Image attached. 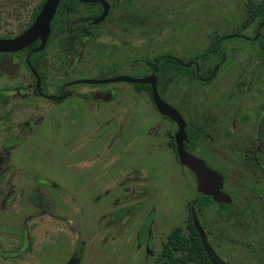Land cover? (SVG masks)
<instances>
[{
    "label": "rangeland",
    "instance_id": "obj_1",
    "mask_svg": "<svg viewBox=\"0 0 264 264\" xmlns=\"http://www.w3.org/2000/svg\"><path fill=\"white\" fill-rule=\"evenodd\" d=\"M39 2L0 0V38L24 28ZM245 3L137 0L123 4L118 7V36L113 33L112 39H105L102 53L91 56L82 51L69 64L58 50L59 37H50L40 56L46 91L53 93L65 81L96 74L147 76L152 61L161 55L182 62L205 57L200 62L204 67L211 63L218 67L220 63L213 64L217 57L205 54L212 38L251 37L257 26L253 22L240 29ZM122 16L141 19L143 25L120 24ZM222 44L227 62L210 84L189 85L188 108L215 102L238 119L246 117L244 123L228 126L229 121L215 129L216 143L196 151L224 175L223 189L241 226L214 221L217 206L198 199L193 176L178 166L168 145L176 127L158 116L147 90L124 82L107 84L100 89L112 91L115 98L89 103L78 99L79 93L87 94L95 87L76 85L75 96L58 105L26 99L0 104V264H66L78 252V264L161 263L168 233L179 228L181 234H188L187 203H192L196 219L226 263L264 264V162L260 166L237 159L243 149L253 150V115L264 96V83L258 71H251L262 58L257 55V39L246 42L229 37ZM247 79L251 82L245 90L240 82ZM27 82L23 67L13 77L0 73V93L10 97ZM182 90L171 79L162 93L177 111ZM25 122L32 124L28 130L22 127ZM132 126L138 131L143 126L147 142L141 152H137L141 147ZM139 153L154 159L140 156L132 161ZM250 200L256 209L244 208L240 214L238 209ZM123 209L129 211L115 215ZM251 210L255 212L250 220ZM146 219L150 221L149 250L137 241Z\"/></svg>",
    "mask_w": 264,
    "mask_h": 264
},
{
    "label": "flooded vegetation",
    "instance_id": "obj_2",
    "mask_svg": "<svg viewBox=\"0 0 264 264\" xmlns=\"http://www.w3.org/2000/svg\"><path fill=\"white\" fill-rule=\"evenodd\" d=\"M133 1H137V0H99V1L89 2V3H81V2H78L77 0H74L73 4L71 5V10L66 11V12L61 9V5L58 2L54 15L52 16V19L49 23V32H48L47 38L41 50L35 52V49L38 48L39 46V39L37 38L33 42L28 44L27 46L21 48L20 50H17L14 52L0 53V73L1 74L7 77H13L20 71V68L23 67L25 69V72L28 78L27 84L22 88L14 89L12 93H10V97L6 98L5 96H3L2 93H0V104H5L9 100L22 101V99H26V100H44L48 103L58 105L64 102L65 100L75 96L76 92L74 91V86L76 85H85L89 87H95L93 88L92 91H89L87 94L79 93L80 98L78 99L88 101L89 103H107L111 101L112 99H114L115 97L112 91L106 90V89H100V87L105 86L107 84L117 83V82H104V81L118 77L120 75H115L111 77H103L100 74H96L93 78H83V79H74L70 81H65L64 83L60 84L53 93H47L46 87H45L46 80H45V75L43 72V65H42V61L40 60V56L42 54L43 49L47 47L50 41V37L53 35H57L59 37L57 39L58 50L63 55V59L66 61H69V64H73V62L81 56L82 51L89 52L91 56H95L99 53H102V51H104L105 49V43H104L105 39L107 40L112 39L111 35L113 33L115 34V36H118V7L121 8L123 7V4L130 3ZM257 3H264V0H246V3H245L246 9H247V5L257 4ZM104 7H105L106 12L103 18L100 19V16L103 12ZM246 16H247V11H246L245 17ZM124 22L126 24L130 22L131 25L137 26V27L140 25H143V22L141 19L139 20L136 18H132L131 20H129L128 17L122 16L119 19V23L121 24ZM253 22L257 23V26L253 32V35L255 33V36L252 35L251 37H245L241 34H234V35H228V36H223V37L225 39L229 37H238L246 42L255 41L258 38V34H256V32L264 31V14H263V17L255 16L252 22H250L246 26H242L241 29H245L246 27L251 25ZM24 30L15 31L14 33L6 37L0 38V39H5V40L13 39L17 37L18 35H20L22 32H24ZM215 48L218 52V58L213 64H218V63L220 64L218 67L215 66L216 69L210 78L208 77L212 73L214 65H212L211 63L210 65L204 67L200 63L201 61L206 60L203 57L199 59L200 61L197 60V57H193L192 59H185L186 61H183V62L181 61L182 64L189 63L188 67H184V66H179L173 60V59L178 60V58L172 55H161V56L156 57L152 61L151 66H150L151 67L150 75L153 74L155 76V68L158 63V61H155V60L159 58H164L165 60L174 62L175 64H177V66L183 69L182 71H180L178 76L171 78V79H174L175 82L180 83L181 87L183 88L181 92L182 94L180 97L181 108L180 109L178 108V111L175 109L184 123V127H183L184 139L182 140V148L186 153L202 160L206 167H208L209 169L221 175L222 187L220 191L226 194L230 198V196L223 189V185L226 180L224 175L221 174L219 171L214 170L212 168L213 166H211L202 156L196 153V151L199 148L202 150V148H205L207 145H210L212 147L216 143V141L212 139L215 129H217L218 127L224 124H227L229 121L230 123L228 126H231V124L234 125L235 122L244 123L246 117L243 116L242 118L238 119L234 117V115L231 113V110L227 109L228 107L226 108L225 106L218 105V104L215 105V102H210L208 105L200 104L198 107L194 106V107L188 108V106H190V97L188 96V93H187L189 85L193 82H196L201 86L210 84L212 80L214 79L215 74L218 72L220 65L227 62L225 60V51H226L225 45H223L221 42L220 45H215ZM257 48L258 50L264 49V46L261 44H257ZM209 55H213V54H209ZM257 55L260 58H262V60L256 61L258 63L257 64L258 66L255 71H251V74L258 71L261 77L260 80L263 81L264 83V58H263L264 53H261V54L257 53ZM215 57H217V55ZM2 61L7 62L9 69L10 67L12 68L14 63H16L15 67H13L14 70L11 74H8L2 70L3 68V65L1 63ZM165 64L167 63L165 62ZM208 67L210 69L208 70L207 75L200 76V74L205 73V69ZM191 71L193 72V75H194L193 79H190L188 76L189 73H191ZM143 77H146V76H143ZM143 77H140V78H143ZM140 78H135V79H140ZM250 82L251 80L247 79L244 82H240V85H242L244 89L247 90L250 87ZM132 85L137 88L135 84H132ZM238 85L239 84H237V86ZM143 86H148V85H143ZM155 86H156V82H155ZM142 89H145V88H142ZM147 91L149 92V86H148ZM158 96L165 103L170 105L169 102L165 101V99L162 96V93L160 95L158 94ZM149 97H150V94H149ZM228 99H230L229 95H228ZM202 102L203 101L201 100L199 103H202ZM156 113L158 114L159 117L167 119L168 121L172 122L170 119L160 115L157 111ZM173 124L175 125L176 130L170 136L168 145L174 153V158L178 166L184 169L185 171L189 172L195 180L193 173L190 172L186 167L181 165L177 160L176 152H175V141H174V134L177 131V125L175 123ZM30 125L32 124L25 122L22 125V127L23 129L28 130L30 128ZM253 125L255 129L254 139L250 145L251 148H253V150L243 149L241 154L237 156V159H240V161L243 163H248V162L260 163V166H261L262 162H264V96L262 98L261 103L259 104L257 111L253 115ZM143 126L141 127V129L138 126L140 129L139 131L135 129L134 127V131L136 132L138 136L137 145L141 147L139 150H137L138 146L136 147L135 150H137V152H141L144 147L143 144L147 142V140L142 135L144 133ZM140 139H141V144L139 141ZM140 156L149 157V158L154 159V156H151V154L149 153H147L146 155L139 153L137 154V156H135L132 159V161L134 159H137ZM159 159L160 158H157L158 161ZM1 163H2V158L0 156V165ZM261 174L262 176H264V170L262 169V166H261ZM195 190H196V181H195ZM197 195L199 196L198 199L211 203V204L212 203L215 204L217 206V209H218V205L231 204L232 212H236V209L234 208V204L231 198H230L229 204H219V203L213 202L211 198L208 196H203L199 194L198 192H197ZM39 196L40 195L36 196L37 204L42 203L41 197ZM202 197H208L210 201L204 200ZM187 206H188V212H189V222L188 223L191 224L190 212L192 211L194 213L193 208H192L193 205L192 203H187ZM248 207L250 209H256V206L250 200V201H247V203L245 204L243 208L238 209L239 210L238 212L240 213L242 211H246L245 209H247ZM128 211L129 209H123V210L118 211L115 215L116 216L123 215L127 213ZM253 212H255V210L249 211L248 217L250 218V220L254 216ZM194 216H195V213H194ZM195 219H196V216H195ZM216 219L218 220L219 218L216 217V214L214 213L213 220L216 221ZM221 220H222L221 221L222 224L229 223V222L224 223V220L223 219ZM196 221L201 228L202 223H199L197 219ZM230 224L234 226L233 222L231 221H230ZM149 226H150V221L149 219H146L143 222L142 227L140 228L138 235H137L138 243L139 244L144 243V246L147 250H149L150 248V237L148 234ZM202 231L204 233V236L209 246L213 249L212 245H214V243L209 241L208 232H206L203 229ZM143 238H144V241H143ZM213 251L215 252L214 249ZM6 254L8 253H3V255H6ZM77 254H80V252L76 253L75 255ZM75 255H73L72 257H74Z\"/></svg>",
    "mask_w": 264,
    "mask_h": 264
},
{
    "label": "water",
    "instance_id": "obj_3",
    "mask_svg": "<svg viewBox=\"0 0 264 264\" xmlns=\"http://www.w3.org/2000/svg\"><path fill=\"white\" fill-rule=\"evenodd\" d=\"M81 3H89L93 1L99 0H77ZM59 0H44L40 10L36 14L32 23L22 32L20 35L13 39H0V53L6 52H14L20 50L21 48L27 46L35 39H39V46L35 49L39 51L43 48L45 40L47 38L49 32V23L54 15L56 6ZM105 7L103 12L100 16V19L103 18L105 14ZM16 60V59H14ZM179 66L188 67L189 63L182 64L181 61L173 59ZM3 65L2 70L8 74L13 72L12 68L7 65V62L2 61ZM216 67L212 70V75L215 71ZM104 82H124L129 84L135 85H148L149 86V94L152 105L154 109L162 116L170 119L173 123L177 125V131L174 134V141H175V152L178 162L186 167L190 172L193 173L196 181V191L203 195L208 196L211 200L215 203L219 204H229L230 198L220 191L222 187V177L220 174L216 173L215 171L209 169L205 166L204 162L188 153H186L182 148V140L184 139L183 134V127L184 123L180 118L179 114L176 110L165 103L157 94L155 82L156 78L153 74L140 78L135 79L129 76L120 75L118 77L105 80ZM190 221L195 233L198 236L201 248L207 261L210 264H226L223 259H221L209 246L204 233L200 226L198 225L194 213L190 212ZM80 258V254L75 255L72 257L66 264H77Z\"/></svg>",
    "mask_w": 264,
    "mask_h": 264
},
{
    "label": "trees",
    "instance_id": "obj_4",
    "mask_svg": "<svg viewBox=\"0 0 264 264\" xmlns=\"http://www.w3.org/2000/svg\"><path fill=\"white\" fill-rule=\"evenodd\" d=\"M43 2L44 0H40L38 5L34 7V9L32 10L29 16L28 21L25 24V27L22 28L20 31H23L32 23L36 14L40 10ZM73 2L74 0H60L59 4L61 5V9L66 12L71 10V5L73 4ZM246 11H247V16L245 17L242 26H246L247 24L252 22L255 16L263 17L264 3L249 4L247 5ZM256 34H258L259 36L257 38L258 43L264 46V31L263 32L257 31ZM253 36H255V33ZM224 39H225L224 37L223 38L213 37L210 46L205 51V54H213L215 56L217 55L218 58V52L215 48V45H220ZM257 53L258 54L264 53V49L257 50ZM155 61H158L155 68L156 89L158 94L160 95L165 90L168 81L171 80V78L178 76L180 71H182L183 69L177 66V64H175L174 62L165 60L164 58H159ZM165 62L167 64H165ZM209 69H210L209 67L206 68L205 73L200 74V76L207 75ZM188 76L190 79H193L194 77L193 72L191 71V73H189ZM211 76L212 73L209 75L208 78H210ZM136 86L137 88H145L148 90V86H143V85H136ZM202 198L204 200L210 201L208 197H202ZM231 207H232L231 204L218 205V209L215 212L216 217H218L220 220L223 219L224 223L231 221L236 227L241 226L242 222L238 216V213L232 212ZM201 228L203 230L205 229L202 224H201ZM209 241L213 242L211 240ZM160 256L163 258V261L161 263L156 262L155 264H210L207 261L205 254L202 251L198 236L193 230L190 223L188 225V234L186 236L180 233L179 228L173 229L168 233L166 237V241L163 243Z\"/></svg>",
    "mask_w": 264,
    "mask_h": 264
}]
</instances>
